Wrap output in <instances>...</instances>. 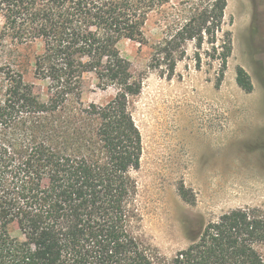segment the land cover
I'll list each match as a JSON object with an SVG mask.
<instances>
[{
    "label": "trees",
    "instance_id": "16d2710c",
    "mask_svg": "<svg viewBox=\"0 0 264 264\" xmlns=\"http://www.w3.org/2000/svg\"><path fill=\"white\" fill-rule=\"evenodd\" d=\"M0 0V45L39 43L33 76L0 66V264H264V205L220 214L187 233L171 257L144 239L137 202L142 138L131 111L145 77L116 50L146 44L162 13L147 68L171 79L193 46L199 69L216 64L220 86L232 53L226 0ZM235 84L253 90L236 68ZM112 89L84 103L83 80ZM184 197V192L181 190Z\"/></svg>",
    "mask_w": 264,
    "mask_h": 264
},
{
    "label": "rangeland",
    "instance_id": "374dc122",
    "mask_svg": "<svg viewBox=\"0 0 264 264\" xmlns=\"http://www.w3.org/2000/svg\"><path fill=\"white\" fill-rule=\"evenodd\" d=\"M224 14L232 53L219 87L217 65L204 60L197 69L190 44L171 79L147 68L162 38V13L146 23V44L122 40L116 47L135 73L145 74L131 104L143 147L134 177L144 239L165 257L188 245V232L220 214L264 205V0H226ZM40 53L39 43L8 41L0 45V66L21 74L44 98V83L33 76ZM237 67L250 77V93L235 84ZM94 80L85 77L81 99L105 103L114 91L99 90Z\"/></svg>",
    "mask_w": 264,
    "mask_h": 264
}]
</instances>
